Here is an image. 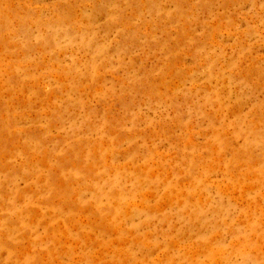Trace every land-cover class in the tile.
Here are the masks:
<instances>
[{
  "label": "rangeland",
  "instance_id": "rangeland-1",
  "mask_svg": "<svg viewBox=\"0 0 264 264\" xmlns=\"http://www.w3.org/2000/svg\"><path fill=\"white\" fill-rule=\"evenodd\" d=\"M0 264H264V0H0Z\"/></svg>",
  "mask_w": 264,
  "mask_h": 264
}]
</instances>
